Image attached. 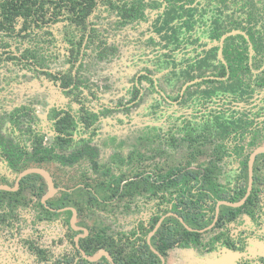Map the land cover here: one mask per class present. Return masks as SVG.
Returning a JSON list of instances; mask_svg holds the SVG:
<instances>
[{
    "label": "rangeland",
    "instance_id": "1",
    "mask_svg": "<svg viewBox=\"0 0 264 264\" xmlns=\"http://www.w3.org/2000/svg\"><path fill=\"white\" fill-rule=\"evenodd\" d=\"M142 3L143 13L130 21H121L116 10L106 6L91 16L94 34L83 50L77 74L93 93L84 104L96 113V120L87 129L78 121L68 148L56 149L64 153L88 142L98 149L99 170L94 172L86 159L72 166L56 160L26 166H40L50 173L55 183L52 198L70 192L75 185L89 189L94 199L91 206L83 199L81 226L87 223L127 231L136 219L148 217L153 200L146 195L108 198L114 183L136 173L203 164L227 172L233 165L228 154L220 152L217 161L214 155L216 136L219 149L227 144L230 125L219 120L225 112L215 113L222 109L212 103L205 108L207 102L225 94L228 86L227 81L203 82L216 68L212 30L202 28L209 19L207 14L200 12L196 17L192 10L198 4L195 0ZM59 37L60 24L26 37L0 35L2 58L7 56L5 50L17 56L0 63V137L11 139L20 148H30L35 138L53 145L56 109L78 116L79 104L73 97L41 73L68 69ZM145 73L153 84L138 80ZM235 128L243 132L242 126ZM17 174L0 160V184L14 185ZM78 200L82 198L78 196ZM5 210L2 203L0 212ZM17 211L20 218L12 227L0 224V264L34 263L21 244L26 237L54 254L73 251L75 231L67 229L70 211L50 212L37 203L20 205ZM236 258L232 255L231 261Z\"/></svg>",
    "mask_w": 264,
    "mask_h": 264
},
{
    "label": "trees",
    "instance_id": "2",
    "mask_svg": "<svg viewBox=\"0 0 264 264\" xmlns=\"http://www.w3.org/2000/svg\"><path fill=\"white\" fill-rule=\"evenodd\" d=\"M121 1L0 0V35L26 37L34 31L38 32L60 24L59 39L64 43L68 69L57 72L43 70L41 73L52 84L70 94L79 104L77 117L70 110L56 109L54 111L52 124L54 143L52 146H46L42 139L35 138L30 148H20L11 139L4 140L0 137V154L13 172L23 170L29 163L39 164L56 160L62 165L72 166L81 159H86L94 172L98 171L100 165L96 146L84 142L64 153H58L56 149L68 148L72 140L71 131L78 121L87 129L96 120V113L84 104L86 96H92L93 93L77 74V70L81 64L83 50L93 37L94 28L90 18L99 5L105 3L112 9L120 10L123 18L133 17L135 12L133 5L127 7L124 2L120 4ZM2 53L3 51L0 50V63L17 59V56L9 50H5L7 56L4 58H2ZM105 172L109 173L110 170L107 169ZM169 187L173 189L168 190ZM46 190L47 183L38 173H30L21 177L15 190L0 189V205L4 203L8 206L7 212H0V224L11 226L12 220H17V212H14V209L19 205L30 204L34 197L37 203L43 206L40 199ZM111 191V196L116 194L119 199L149 193L159 199L156 203L158 211L161 210L162 203L174 200L171 209L195 229L204 228L210 223L215 201L218 199L216 181L212 178L210 170L208 168L191 169L185 166H177L166 173H156L152 176L135 175L124 179L121 185L114 183ZM75 194L84 197L89 195V192L81 187H75L70 193L64 192L62 197L49 199L47 204L53 211L62 207H73L78 216L81 214L82 205L73 198ZM159 216H154L148 223L138 222L135 231L127 236L119 232L115 235L106 234L104 230L89 228L86 225L88 232L87 235L79 238V247L90 256L99 249H104L115 264H160L158 256L151 251L146 240L135 233L137 231L138 234H146L153 228ZM199 236L200 233L197 230L186 229L177 217L166 216L151 236L150 243L165 256L167 250L175 246H197ZM22 242L26 250L34 255L38 262L90 263L80 258L78 250L75 254L65 253L54 257L48 248L40 246L34 240L25 238Z\"/></svg>",
    "mask_w": 264,
    "mask_h": 264
},
{
    "label": "flooded vegetation",
    "instance_id": "3",
    "mask_svg": "<svg viewBox=\"0 0 264 264\" xmlns=\"http://www.w3.org/2000/svg\"><path fill=\"white\" fill-rule=\"evenodd\" d=\"M195 1H197L198 4L193 6L194 8L192 10L193 12H196V17L199 16L198 14L200 12H203L206 13L207 15L205 16L209 18L207 23L205 22L206 26L200 27L208 30L211 28V41L216 45L214 56L216 68L204 77L203 82L217 84L222 81H227L228 83L226 93L219 95V97L215 99L216 101L210 100L207 102L209 104H206L205 106L206 109H209L208 107L210 106V103L216 104V108H221L222 110H215V113H219L220 111L225 112V117H221L219 120L225 119L230 125L226 134L227 144H223L224 148L219 149V140L218 136H216L217 139L215 143L214 155L217 161L219 159L220 152L228 154L233 162V165L231 169L227 170V172H224L219 168L214 171L208 164L178 166H185L191 169L199 170L208 168L210 170L212 178L216 181V195L218 197L215 201L212 220L204 228H192L171 209V204L174 200L162 203L160 205L161 210L158 211L156 203H158L159 199L151 196L149 193H146L144 195L147 196V199L153 200V210L150 212L148 217L136 219L129 230H114L108 226L97 228L95 226H89L87 223L81 226L79 219L82 216V208L84 205L83 199L85 200L86 198V205L88 206H91L90 202L94 199V197L90 194L89 189L86 188L89 195H85L84 197L79 196L82 200H78V194L74 195L73 198H75L78 202H81L82 208L81 214L78 216L76 212V219L74 223H72L73 207L67 206L53 211L47 204L49 199H56L52 198V196L43 202V196L47 193L49 188L48 183L45 180L47 183V190L40 199V203L43 206H40L39 203H37V199L35 197L28 205L32 206L34 203H37L41 208H46H42L43 210H49L50 212L70 211L71 218L67 229L75 231V239H71L73 251H64L60 254H54L52 250L48 248L54 257L65 253L75 254L76 250H78L80 258L90 262L86 264H115L108 252L104 249H99L91 256L86 255L81 250L78 240L80 237L87 235L88 230L85 226L87 225L89 228L93 227L104 230L106 234L110 235H115L119 232L121 235L127 236L135 231L138 222L148 223L154 216L160 215L153 228L146 234H138L137 231L135 232L136 235L143 237L146 240L151 251L158 256L160 264H184L182 262L179 263L176 255L180 249L190 248L198 251L199 253L215 252L219 258L224 255V252L225 254L229 252V255L237 253V258L234 261L229 260L228 263L230 264H264V0ZM123 2L127 5V7L133 5L135 12L133 17L123 18L121 16V11L114 9L121 21H130L143 13L144 9L143 3L141 4V0H122L120 4ZM100 6H106L108 9H112L105 3L99 5L97 9ZM184 7H188L187 3L184 4ZM184 12H187V9H185ZM206 35L207 34H205V36ZM142 79H148L150 80V83L153 84L152 78L147 73L140 74L138 76V80ZM212 111L214 110L212 109ZM237 126H242L241 129H243V132L238 133L236 130L240 129H236L235 127ZM253 153L254 155L252 157L250 175L248 163ZM0 160L7 164L1 154ZM218 165L219 164L217 163V166ZM167 171L148 172L142 174L136 173L135 175L152 176L153 174L166 173ZM123 180L119 183L120 185ZM5 185L15 187L16 183L14 182V185L12 186L8 184ZM53 185L55 188L54 181ZM75 187L83 188V186L75 185L70 188V192H72ZM111 188L108 198L112 199L114 196L118 198L116 194L111 196ZM15 189L5 188L3 190ZM172 189L173 187L168 188V190ZM63 193L60 197L63 196ZM132 196L125 198H131ZM219 201H221V203L218 205V212L216 214V207ZM238 202H240V204L234 205ZM19 206L17 208H19ZM17 208L14 209V212H17L16 222L18 221V218H20ZM6 209L8 210V206H6ZM7 210L4 212H7ZM166 216H175L186 229L197 230L200 233L199 244L197 246L190 247L175 246L167 250L165 256L160 254L151 245L150 238ZM13 221L15 220H12V225L9 227H12L15 224V222L13 224ZM4 226L6 225L4 224ZM16 227L17 226H15V228ZM23 239L25 238H22V240ZM34 241L38 243V241ZM123 243L126 244L125 241H123ZM21 244L26 250L23 246V242ZM39 245L42 246L41 244ZM27 253L30 254L28 251ZM30 255L34 258L33 264H51V262H38L34 255ZM88 257H92L94 259L90 260ZM218 263L222 264L221 260H218Z\"/></svg>",
    "mask_w": 264,
    "mask_h": 264
},
{
    "label": "crops",
    "instance_id": "4",
    "mask_svg": "<svg viewBox=\"0 0 264 264\" xmlns=\"http://www.w3.org/2000/svg\"><path fill=\"white\" fill-rule=\"evenodd\" d=\"M237 253H235L236 255ZM233 254L229 255V252H227L222 257L223 260H221L222 264H230L228 263L229 260H231V256ZM178 258L179 263L182 262L184 264H219L218 260L220 258L218 257L215 252H204L199 253L198 251L190 248V249H180L178 251V254L176 255Z\"/></svg>",
    "mask_w": 264,
    "mask_h": 264
},
{
    "label": "water",
    "instance_id": "5",
    "mask_svg": "<svg viewBox=\"0 0 264 264\" xmlns=\"http://www.w3.org/2000/svg\"><path fill=\"white\" fill-rule=\"evenodd\" d=\"M256 151H257V150H256ZM256 151H255V152H256ZM255 152H254V153H255ZM254 153L251 155V158H250L249 163H248V165H249V172H250V175H251L252 157H253ZM30 173H38V174H40L41 176H43V177L45 178V180H46L47 183H48V186H49L48 191H47V193L43 196V199H42L43 202H44V200H46L47 198H49V197L52 196V193H53V191H54V185H53V181H52V177L50 176V173H49L46 169H44L43 167H40V166L27 167V168L21 170V171L17 174V177H16V179H15V183H16L15 187H9V186H7V185H5V184H0V189H5V188H7V189H15V188L17 187V185H18V181H19V179H20L21 177L25 176L26 174H30ZM44 175H45V176H44ZM46 177H47V178H46ZM250 183H251V177H250ZM219 203H221V201H219L218 204H217V207H216V214H217V212H218V205H219ZM228 204H231V203H228ZM238 204H240V202H238V203H236V204H234V205H238ZM72 210H73L72 223H74V221H75V219H76V211H75V209H73V208H72ZM96 257H97V256H96ZM88 258H89L90 260H93V259H94V258H92V257H88Z\"/></svg>",
    "mask_w": 264,
    "mask_h": 264
},
{
    "label": "bare ground",
    "instance_id": "6",
    "mask_svg": "<svg viewBox=\"0 0 264 264\" xmlns=\"http://www.w3.org/2000/svg\"><path fill=\"white\" fill-rule=\"evenodd\" d=\"M47 178V177H46Z\"/></svg>",
    "mask_w": 264,
    "mask_h": 264
}]
</instances>
